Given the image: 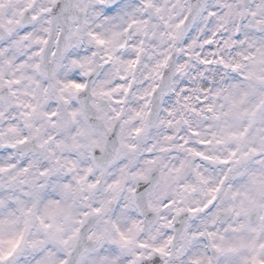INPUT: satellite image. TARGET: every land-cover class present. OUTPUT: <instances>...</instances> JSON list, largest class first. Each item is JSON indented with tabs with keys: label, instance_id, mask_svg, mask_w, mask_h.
Wrapping results in <instances>:
<instances>
[{
	"label": "clouds",
	"instance_id": "obj_1",
	"mask_svg": "<svg viewBox=\"0 0 264 264\" xmlns=\"http://www.w3.org/2000/svg\"><path fill=\"white\" fill-rule=\"evenodd\" d=\"M0 264H264V0H0Z\"/></svg>",
	"mask_w": 264,
	"mask_h": 264
}]
</instances>
